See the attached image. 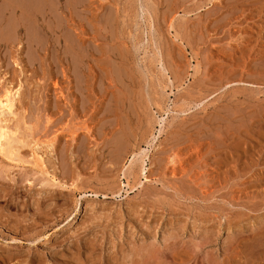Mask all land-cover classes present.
Wrapping results in <instances>:
<instances>
[{
	"label": "rangeland",
	"instance_id": "obj_1",
	"mask_svg": "<svg viewBox=\"0 0 264 264\" xmlns=\"http://www.w3.org/2000/svg\"><path fill=\"white\" fill-rule=\"evenodd\" d=\"M5 1L0 262L264 264V0Z\"/></svg>",
	"mask_w": 264,
	"mask_h": 264
},
{
	"label": "bare ground",
	"instance_id": "obj_2",
	"mask_svg": "<svg viewBox=\"0 0 264 264\" xmlns=\"http://www.w3.org/2000/svg\"><path fill=\"white\" fill-rule=\"evenodd\" d=\"M12 1V0H11ZM9 2V0H7V1H5L4 3H6L7 2V4H9L8 6L10 7L11 5L10 4H12V2ZM16 1V4L15 3H13L14 5H12L11 7H10V10H11V13L13 12L14 14H16L18 11L20 12V14H19V20L20 21H23L24 22V19L26 20V22L27 23H29V26H30V24L31 25H33V27L35 28V26H34V24L38 21V16H37V13L35 14V4H34V2H33V0H26V3L25 4H23L22 2L24 1V0H20L19 2L17 1V0H14V2ZM41 2H42V0H40ZM44 1V0H43ZM51 1V0H50ZM73 1V0H72ZM75 1V0H74ZM9 2V3H8ZM37 2V1H36ZM45 2H48V0H45L44 1V3ZM53 2V1H52ZM57 2V1H56ZM67 2V1H66ZM49 3V2H48ZM6 4V5H7ZM38 4V3H37ZM42 5V4H41ZM41 5H40V7H41ZM49 5V4H48ZM48 5H47V9L49 10V7H48ZM58 5V4H57ZM44 7V6H43ZM46 7V6H45ZM9 9V8H8ZM7 10V9H6ZM47 10V11H48ZM40 11H42V9L40 10ZM45 11V10H44ZM53 11V10H52ZM46 12V11H45ZM49 12H50V10H49ZM48 12V13H49ZM51 13H53V12H51ZM44 14V13H43ZM41 15V14H40ZM11 16V15H10ZM43 16V15H42ZM2 22V21H1ZM41 22V21H40ZM47 22V21H46ZM11 23H14V22H11ZM46 24V23H45ZM48 24V23H47ZM22 24L20 23V22H17V24H13V26H11L12 28H13V31H14V33H18V31L21 29L19 26H21ZM35 25H37V24H35ZM15 26V27H14ZM23 26V25H22ZM40 26V25H39ZM38 26V27H39ZM10 27V28H11ZM31 27V26H30ZM44 27V26H43ZM20 28V29H19ZM25 28H26V26H25ZM36 29V28H35ZM34 29V30H35ZM29 30H31L30 32V34H33V35H35V31L34 30H32V28L31 29H29ZM28 30V31H29ZM39 30V29H38ZM9 31H10V29H9ZM12 31V30H11ZM32 31H34V32H32ZM26 32V31H25ZM39 33V32H38ZM33 35H31V36H33ZM31 36L28 34V42H29V44H33V42H36V41H38V40H32V38H31ZM36 36V35H35ZM6 38V37H5ZM8 38H9V36H8ZM36 38V37H35ZM7 39V38H6ZM10 40H11V38H9ZM34 39V38H33ZM13 41V40H12ZM8 42V41H7ZM73 44H74V41H73ZM36 46H37V44H36ZM21 87V86H20ZM20 87H17L16 89L15 88H13V87H6L5 89H3L2 91H1V93H0V154L2 155V156H5V158L7 157V158H10V159H13L14 157H16L17 156V151L19 152V149L17 150V144L21 141V139L18 137V134L19 135H21V133L19 132V128H18V123H15L14 124V122H17V119H18V116H19V114H21V113H19L18 112V110L20 111V108H19V106L17 107V102H18V99H20V98H18L19 97V95L22 93H20ZM19 102H20V100H19ZM19 105V104H18ZM22 109V108H21ZM24 110V109H23ZM21 116V115H20ZM19 120H20V118H19ZM20 122V121H19ZM11 123H13L14 125H12ZM21 123H22V121H21ZM20 128H21V125H20ZM21 131V130H20ZM21 137V136H20ZM20 139V141H19V139ZM36 143V142H35ZM21 144H23L22 142H20V145ZM37 144H39L38 142H37ZM48 144H50V143H48ZM33 145V144H32ZM39 145H41V144H39ZM39 145H37V146H39ZM47 145V144H46ZM19 146V145H18ZM35 146H36V144H35ZM34 146V147H35ZM50 146H52V143H51V145ZM40 147V146H39ZM44 147H46V146H44ZM41 148V147H40ZM47 148V147H46ZM52 148V147H51ZM35 149L36 150H38L36 147H35ZM53 149V148H52ZM51 149V150H52ZM33 150H34V148H33ZM47 150V149H46ZM35 151V150H34ZM34 151H33V153H34ZM40 152V151H39ZM20 153V152H19ZM42 152H40V154L39 153H36L35 152V154H34V159H32V161H34L35 160V162L37 163V166H39L41 169H42V167L44 166V163H46L45 161H46V159L44 160L43 158H42V156L44 155V153H42ZM47 153V152H46ZM18 156H20V154H18ZM31 156H33V155H31ZM46 157V156H45ZM6 158V159H7ZM33 158V157H32ZM9 159V161H11ZM20 159H22L21 157H20ZM32 161H31V163H32ZM14 163V162H13ZM23 163V162H22ZM28 163V162H27ZM17 164H18V162H17ZM21 164V163H20ZM19 165V164H18ZM29 165H30V163H29ZM21 166H23V165H21ZM34 166V165H33ZM35 166H36V164H35ZM26 167V166H25ZM36 169V168H35ZM44 169V168H43ZM47 169H45V171H46ZM44 171V170H43ZM40 172V171H39ZM43 173V172H42ZM45 173V175H47L48 173L47 172H44ZM51 175V174H50ZM48 176V175H47ZM55 176V175H54ZM53 176V177H54ZM52 177V176H51ZM51 179V178H50ZM55 179V178H54ZM53 179V180H54ZM57 180V179H56ZM43 219V218H42ZM17 221V220H16ZM15 224V223H14ZM12 226V225H11ZM15 227V226H14ZM5 254V253H4ZM4 256V255H3ZM6 258V257H5ZM19 259V258H18ZM16 260H17V258H16ZM72 260V259H71ZM0 261H1V259H0ZM7 261V263H8V261L9 260H6ZM5 259H2V262L5 264ZM2 262H0V263H2ZM32 262V261H31ZM37 262H38V260H37ZM6 263V264H7ZM22 264V263H21Z\"/></svg>",
	"mask_w": 264,
	"mask_h": 264
}]
</instances>
